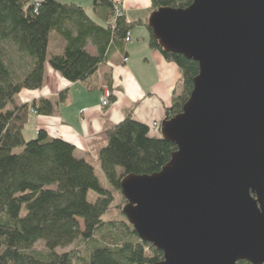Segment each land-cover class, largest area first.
<instances>
[{
  "label": "trees",
  "instance_id": "16d2710c",
  "mask_svg": "<svg viewBox=\"0 0 264 264\" xmlns=\"http://www.w3.org/2000/svg\"><path fill=\"white\" fill-rule=\"evenodd\" d=\"M116 1L93 0L92 13L102 26L81 6L61 0H0V264H156L162 260L159 251L138 239L126 219H104L114 202L112 192L100 185L89 162L74 156L72 144L48 136L43 129L26 142L24 129L31 114L48 117L68 93L62 91L57 101H17L22 90L42 88L46 66L66 82H86L113 49L124 48L132 25L126 16L115 15ZM150 2L152 13L185 9L193 0ZM56 35L64 45L55 54L48 46ZM89 41L97 50L95 55L85 49ZM150 46L178 66L182 77L181 92L165 109L163 120H168L189 99L198 65L164 53L152 35ZM17 61L23 62L22 69ZM107 80L111 102V80ZM96 146L102 176L120 194L123 178L158 173L175 151L173 144L153 136L150 127L134 120L131 113L117 124L106 123ZM89 192L96 194L93 202L87 200ZM126 204L117 210L123 214ZM37 243L42 251L35 248ZM69 246L75 249L57 252Z\"/></svg>",
  "mask_w": 264,
  "mask_h": 264
},
{
  "label": "water",
  "instance_id": "95a60500",
  "mask_svg": "<svg viewBox=\"0 0 264 264\" xmlns=\"http://www.w3.org/2000/svg\"><path fill=\"white\" fill-rule=\"evenodd\" d=\"M147 24L198 74L160 125L170 161L121 181L124 217L156 264H264V0H193Z\"/></svg>",
  "mask_w": 264,
  "mask_h": 264
},
{
  "label": "crops",
  "instance_id": "0c3cea01",
  "mask_svg": "<svg viewBox=\"0 0 264 264\" xmlns=\"http://www.w3.org/2000/svg\"><path fill=\"white\" fill-rule=\"evenodd\" d=\"M92 2L65 0L62 3L81 6L86 16L104 26L93 15ZM120 4L132 25L131 40L123 45V49H113L90 79L79 83L66 82L59 72L46 66L42 88L36 91L25 89L17 96L20 104H28L39 98L57 101L59 94L66 91L67 98L64 102L56 103L53 114L48 117L31 114L27 122L30 129L27 132L26 125L24 134L27 133L28 138L33 139L38 130L43 129L48 136L72 144L75 147L74 156L85 159L93 168L99 167L96 145L106 123L117 124L127 113H131L134 120L149 127L157 122L161 125L165 109L172 105L173 98L182 90L178 66L150 46L151 35L147 27V19L152 14L149 11L150 0H120ZM50 39L49 46L51 43L53 45L51 52H62L63 40L57 35ZM85 49L91 55L97 53L91 41ZM123 57L128 58L126 63ZM17 62L22 69L23 62ZM108 77L111 80L113 101L109 107L101 108V87L108 86Z\"/></svg>",
  "mask_w": 264,
  "mask_h": 264
},
{
  "label": "rangeland",
  "instance_id": "374dc122",
  "mask_svg": "<svg viewBox=\"0 0 264 264\" xmlns=\"http://www.w3.org/2000/svg\"><path fill=\"white\" fill-rule=\"evenodd\" d=\"M65 1V0H64ZM62 1V2H64ZM120 1V0H119ZM53 49V45L52 43L50 44V46L48 47V50L49 52H51ZM30 129V127L26 126V131ZM28 132V131H27ZM24 138L26 140V142H28V140H31L28 138L27 136V133L24 134ZM34 139V138H33ZM21 149H18L16 152H20ZM95 168V174H96V177L98 178L99 182H100V185L104 188V189H108L112 192V195H113V199H114V202L111 206V208H109V211L107 212L106 216H105V220H114V221H118V220H125V217L123 216L122 214V211L121 210H117V207L118 205H123V204H126V200L124 198H122V195L117 191H114L113 189H111V187L109 186V184L107 183L106 179L103 178L102 176V173L99 169V167H94ZM95 196L96 194L93 193V192H89L88 193V196H87V200H89L90 202H93L94 199H95ZM115 207V208H114ZM130 225V224H129ZM131 226V225H130ZM120 230H116V232H119ZM35 248L38 250V251H42V247L41 246V243H37L34 245ZM75 246V245H74ZM74 246H69V247H66L65 249H59L57 252H59V254L61 253H64L65 251L69 252V251H73L75 249Z\"/></svg>",
  "mask_w": 264,
  "mask_h": 264
},
{
  "label": "built area",
  "instance_id": "2783aa9c",
  "mask_svg": "<svg viewBox=\"0 0 264 264\" xmlns=\"http://www.w3.org/2000/svg\"><path fill=\"white\" fill-rule=\"evenodd\" d=\"M115 15L120 18V16H125L122 8H121V4L120 1H116L115 2ZM128 21V20H127ZM131 40V36L130 33L126 34V38H125V43H129ZM128 61V58L123 57V62L126 63ZM101 91H102V95L100 97V107L101 108H107L110 106L111 102H109V99L111 97V91H109L108 87L106 85L101 87ZM160 123H153L150 127V132L153 136L158 137L160 135Z\"/></svg>",
  "mask_w": 264,
  "mask_h": 264
}]
</instances>
